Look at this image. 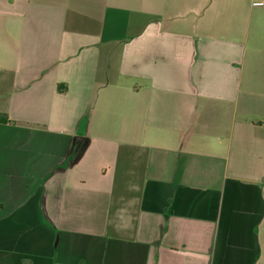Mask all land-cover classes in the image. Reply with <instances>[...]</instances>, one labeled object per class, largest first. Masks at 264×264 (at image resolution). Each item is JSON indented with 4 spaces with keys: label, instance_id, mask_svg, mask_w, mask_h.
<instances>
[{
    "label": "crops",
    "instance_id": "1",
    "mask_svg": "<svg viewBox=\"0 0 264 264\" xmlns=\"http://www.w3.org/2000/svg\"><path fill=\"white\" fill-rule=\"evenodd\" d=\"M252 1L0 0V264H264Z\"/></svg>",
    "mask_w": 264,
    "mask_h": 264
},
{
    "label": "built area",
    "instance_id": "2",
    "mask_svg": "<svg viewBox=\"0 0 264 264\" xmlns=\"http://www.w3.org/2000/svg\"><path fill=\"white\" fill-rule=\"evenodd\" d=\"M252 4L255 6H264V0H254Z\"/></svg>",
    "mask_w": 264,
    "mask_h": 264
},
{
    "label": "trees",
    "instance_id": "3",
    "mask_svg": "<svg viewBox=\"0 0 264 264\" xmlns=\"http://www.w3.org/2000/svg\"><path fill=\"white\" fill-rule=\"evenodd\" d=\"M1 120V119H0ZM8 121V120H7Z\"/></svg>",
    "mask_w": 264,
    "mask_h": 264
}]
</instances>
